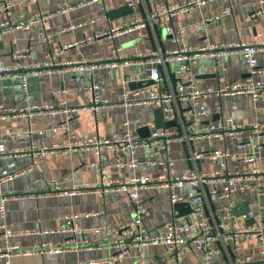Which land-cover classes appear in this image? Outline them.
<instances>
[{
    "label": "crops",
    "instance_id": "1",
    "mask_svg": "<svg viewBox=\"0 0 264 264\" xmlns=\"http://www.w3.org/2000/svg\"><path fill=\"white\" fill-rule=\"evenodd\" d=\"M80 1L20 0L9 10L13 24H26L31 14L38 10L51 15L45 23H33L28 29L15 28L0 36V66L11 68L9 74L0 76V106L20 108L27 103L58 104L64 100L67 105L79 108L68 125L80 138L105 137L118 133L123 130L122 122L126 118L138 121L130 129L139 137H148L147 129L151 132L156 128L155 110L160 108L159 105L110 106L98 114L89 108H83L90 100V93L85 87L93 82L103 87L104 98L117 102L121 100L124 91L133 90L130 82L147 79L146 60L125 63L135 58L136 52L158 48L166 51L184 46L196 49L208 43L236 41L264 43V3L260 0H205L190 11L163 18L153 26L147 24L114 37L102 36L64 48L53 56L57 66L45 68L38 74L29 73L28 91L23 92L17 73L29 71L33 65L44 66L48 61V53L54 47L78 42L104 30L108 24L136 16L146 17L149 10L160 7L164 2L181 0H141L134 6L129 5L130 0H104L102 4H80ZM125 5L133 8L132 13L117 18L109 16L110 10ZM98 16L99 20L90 22L91 18ZM5 17L0 11V21ZM78 22L87 23L74 29L69 28ZM167 26L182 29L176 35L177 41L166 31ZM113 47H121L120 65L90 68L97 56L109 55ZM15 50L19 51V55H15ZM79 60L86 64L77 67L75 62ZM258 60L260 64H264L261 52L258 53ZM178 63L176 58H170L163 67L165 77L173 85L179 82L175 76ZM190 69L198 86L212 89L241 80L247 74L244 59L238 52L225 54L221 64L212 55H198L190 61ZM201 101L210 115L199 120L186 113L188 104L184 101H171L164 105L168 110L179 111L180 118L178 122L174 120L176 125L171 127L179 129L183 137L173 140L167 149H137L140 161L135 168L113 165L116 159L128 162L131 157L128 150L120 149L105 150L99 165L92 164L98 158L90 149L54 152L42 157L30 153L15 158L0 157V170L9 171L26 169L33 164L34 159L39 160L31 169L0 184V194L7 197L6 215L5 218L0 216V223H8L16 232L9 238V243L17 244L23 250H38L42 244L49 245L44 251L13 256L11 264H74L119 254L120 249L113 246L114 235H107L105 231L95 233L88 230L102 224L112 227L124 224L133 216L135 206L125 192L114 188L104 191L103 188L113 179H125L133 175L156 176L160 166L152 162L167 156L174 158L178 173L187 172L191 168L208 173L220 172L203 179L209 208L214 214L217 213L222 201L210 191L221 190L224 185L222 177L227 172L243 174L255 168L264 169V92L256 101L247 94L210 95ZM223 118H231L232 122L245 128L233 134L226 133L223 139L198 135L202 131V125L218 122ZM165 121L170 120H163V123ZM65 122L66 116L62 112L55 117L36 115L32 119L25 116L0 118V144L8 149L64 144L68 135L54 128ZM254 123H259L263 128L261 133L252 130L251 125ZM29 124L34 128L31 133H27ZM141 128L147 129L139 132ZM215 148H225L233 156L211 159L207 153ZM196 153L202 155L195 159L193 154ZM102 165L109 168L106 177L100 179L96 173ZM257 175L258 172L253 177L251 174L245 175L243 180L234 183L232 197L238 202L237 214H248L246 224L264 221V178L258 177L256 180ZM52 178L59 179L61 187L70 192L47 193L53 189L50 184ZM195 189L194 185L186 184L175 191L187 201L189 193ZM140 197L149 211L145 224L153 233H161L163 224L168 221L184 223L193 219V211L175 217L168 188L151 185L140 191ZM69 214L79 216L77 226L86 230L84 233L59 231L67 225L65 216ZM262 241L264 243V239ZM259 242L257 237L250 238L243 245L240 254H256ZM51 244H59L63 248L51 250ZM3 246L0 240V247ZM140 254L150 264H163L168 256L164 245H147L126 250L118 256L115 264H136ZM225 260V252L214 256L215 263ZM252 261L264 262L259 257ZM184 263L200 264L198 254H187ZM0 264H4L3 258H0Z\"/></svg>",
    "mask_w": 264,
    "mask_h": 264
},
{
    "label": "built area",
    "instance_id": "2",
    "mask_svg": "<svg viewBox=\"0 0 264 264\" xmlns=\"http://www.w3.org/2000/svg\"><path fill=\"white\" fill-rule=\"evenodd\" d=\"M20 0H0V11L6 17L0 21V36L9 32L12 29L23 28L28 29L33 23H45L51 14L38 10L31 14L26 24H13L10 21V8ZM205 0H181L173 2H164L160 7L149 10L146 17L136 16L134 18L120 21L115 24H108L102 31L95 32L92 35L82 38L78 42L56 46L48 53V61L44 66L33 65L29 71H22L17 73L21 82L23 92L28 91V75L29 73L38 74L45 68H52L58 64L54 62L53 56L60 53L61 50L69 46L86 43L89 40H94L102 36H116L124 32L139 29L150 24L154 25L156 21L163 18H169L173 15L185 13L191 9L199 6ZM86 2H95L102 4L104 0H81L80 4ZM141 0H130L129 5L134 6L140 3ZM264 3V0H260ZM228 13V11H225ZM100 17L90 19V22L99 20ZM87 22H78L69 26L70 29L84 26ZM166 31L177 41L176 35L182 29H175L172 26H167ZM121 47H113L111 53L107 56H97L96 62L90 65L94 67H111L118 66L122 63L120 56ZM238 52L242 55L247 75L238 81L231 82L219 86L216 89L210 87H200L197 85L191 74L190 61L198 55H212L221 64V59L225 54ZM261 52L264 56V43L258 44L255 41H236L222 44L208 43L198 48L191 46L176 47L171 50L163 51L160 48L147 52H136L135 58L125 61V63L133 62L134 60H146L147 64V79L153 81L152 84L144 87H138L131 91H124L121 100L117 102H110L104 98L102 94L103 87L98 83H91L85 88L90 93L89 104L83 108H89L98 114L102 109L110 106H142L147 104L159 105L162 108L163 120H175L178 122L180 118L179 111H171L165 108L168 102L184 101L188 104L186 113L191 114L195 119H204L210 115L206 105L202 103L201 99L214 95H240L247 94L253 100H258L264 92V64H260L258 60V53ZM15 55H19V51L15 50ZM170 58H176L179 63L175 70V76L179 79L176 85H173L163 73L165 62ZM77 67H82L86 62L79 60L75 62ZM11 68L0 66V76L9 74ZM166 82V83H165ZM79 108L67 105V102L62 100L58 104L41 103L30 104L27 103L20 108H5L0 106V118H7L9 116H25L32 119L36 115H49L55 117L59 113H64L66 122L54 130H59L68 135L66 143H55L48 147H39L38 145H31L27 149H8L4 144H0V157L15 158L23 154H34L39 157L45 156L54 152H69L77 149H90L95 152L98 160L92 164L100 163L103 158L104 151L107 149L128 150L131 157L128 162H123L121 159H116L115 164L119 167L128 165L135 168L139 164V158L136 154L137 149L146 147H157L159 149H167L171 142L176 138H182V134L176 127H160L155 128L150 132L146 138L139 137L137 134L131 132V125L138 122L130 118H126L122 122L123 130L114 133L111 136L105 137H77L71 130L69 120ZM227 122V125H226ZM245 126L238 125L232 122L231 118H223L218 122L208 123L202 125V131L198 134L200 137H215L223 139L226 133L233 134ZM251 128L256 133H261L263 128L259 123H254ZM34 131L32 125L29 124L27 133ZM202 153L193 154L195 159H198ZM211 159H226L233 156L225 148H215L213 151L207 153ZM38 158L34 159L33 164L26 169L16 171H9L7 169L0 170V184L12 180L16 176L26 172L38 164ZM160 166V171L156 176L151 175H133L125 179H113L107 186L103 188L104 191L114 188L125 192L135 206L133 216L124 224L117 227H112L108 224L97 225L88 231L98 233L105 231L107 235H114L113 246L120 249L119 254L98 259H89L83 262H76L74 264H115L118 256H121L126 250L143 247L147 245L162 244L166 247L167 258L163 264H185L184 257L187 254L196 252L200 259V264H245V262L252 261L256 258L264 260V221L258 224H246L248 218L247 213L237 214L238 202L232 197L234 190V183L237 180H243L244 176L258 172V177L264 178V169L255 168L252 171H246L243 174H232L227 172L223 177L224 183L221 190L213 189L211 194L216 195L222 201L218 207V212L213 213L209 208L208 195L203 186V179L210 175H218L217 172H201L197 168H191L187 172L176 171L174 158L167 156L158 159L154 162ZM108 166L102 165L98 167L97 175L100 179L106 177ZM253 173V174H252ZM50 184L53 185L47 193H68L61 187L59 179L52 178ZM186 184L195 186V191L189 193L186 199L191 203L193 211V219L184 223H176L175 221H168L163 224V231L161 233H153L145 224V218L149 214L148 208L143 203L140 197V191L151 185L168 188L170 191V200L172 203L185 201V199L176 193V188L183 187ZM259 184V182L257 183ZM244 186L242 187V190ZM261 191V188L258 189ZM75 191V190H72ZM7 197L0 194V216L5 218L7 207ZM88 215V214H86ZM78 215L69 214L65 216L67 225L61 227L59 231H72L74 233H84L86 230L78 228ZM49 231V230H48ZM16 232L6 222L0 223V240L4 246L0 247V258H3L4 264H11V258L16 255L24 253H32L35 251H44L49 245L42 244L41 249L38 250H23L17 244H10L9 238L15 235ZM252 237L259 239V250L256 254L248 253L241 255V249L245 243ZM122 247H125L122 248ZM51 250L62 249L59 244H51ZM225 252L226 260L221 263L214 262V256L217 253ZM136 264H150L143 254H140Z\"/></svg>",
    "mask_w": 264,
    "mask_h": 264
},
{
    "label": "water",
    "instance_id": "3",
    "mask_svg": "<svg viewBox=\"0 0 264 264\" xmlns=\"http://www.w3.org/2000/svg\"><path fill=\"white\" fill-rule=\"evenodd\" d=\"M133 8L129 7L128 5L116 8V9H112L108 12L109 16H111V18H117L119 16H123L126 15L128 13H132ZM247 75V74H246ZM153 81L150 79H145V80H140V81H132L130 82V88L134 89L137 87H144V86H148L150 84H152ZM176 125V122L174 120H170V121H165L163 123V119H162V108L158 107L155 110V127H171ZM147 128H141L139 130V132L141 130L145 131ZM150 135V131L147 129V133L146 136ZM173 209L175 212V217H181L184 216L186 214H189L192 212V206L191 203L189 201H180V202H175L173 203ZM246 264H264L263 261H250V262H246Z\"/></svg>",
    "mask_w": 264,
    "mask_h": 264
}]
</instances>
